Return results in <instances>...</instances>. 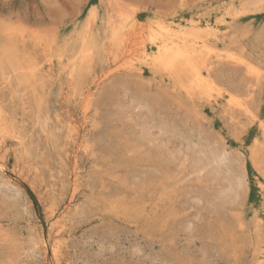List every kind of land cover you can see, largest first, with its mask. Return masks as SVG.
I'll list each match as a JSON object with an SVG mask.
<instances>
[{
    "label": "rangeland",
    "instance_id": "rangeland-1",
    "mask_svg": "<svg viewBox=\"0 0 264 264\" xmlns=\"http://www.w3.org/2000/svg\"><path fill=\"white\" fill-rule=\"evenodd\" d=\"M0 164V264H264V0H0Z\"/></svg>",
    "mask_w": 264,
    "mask_h": 264
},
{
    "label": "bare ground",
    "instance_id": "bare-ground-1",
    "mask_svg": "<svg viewBox=\"0 0 264 264\" xmlns=\"http://www.w3.org/2000/svg\"><path fill=\"white\" fill-rule=\"evenodd\" d=\"M161 20V19H160ZM134 21V20H133ZM135 23V22H134ZM135 26V25H134ZM132 27L131 29H129V31L128 32H126V35L128 36V37H130V38H132L133 37V35H135L134 33H135V27ZM159 26H161V25H159ZM162 26H164V25H162ZM162 26H161V28H162ZM142 27V26H141ZM166 27V26H165ZM168 25H167V29H168ZM181 27V26H180ZM143 28V27H142ZM146 28V27H145ZM161 28H159L158 27V29H160L161 30ZM158 29H156V32L158 31ZM167 29H165V28H162V30L164 31H160V36H157L156 37V34H159V31H158V33H154L155 35V40L153 39V44H155L156 45V50L154 51V53L152 54V57H151V63H150V67H151V71L153 70H156L160 65H161V63H164V62H166V64H167V66H169V67H172V66H174L175 67V64L176 63H182L183 65H186V66H192L191 64H192V62H193V60L194 59H196V58H202V53L204 54V51L205 50H203V52H202V48L204 49H206V48H208L207 47V45L204 43L203 45L204 46H206V47H201V45H200V47H201V49H200V52H198V50H199V47H198V50L196 49V46H194V45H192L191 43L190 44H188L189 42H187V44H186V38L184 37V36H182V35H179L178 33H177V31H176V33L178 34H174L173 32H175V31H172L171 30V27H170V30L172 31V32H170L169 30H167ZM137 30V29H136ZM114 31V30H113ZM119 33V32H118ZM117 33V34H118ZM125 33V32H124ZM124 33H123V36H124ZM179 33H181L180 32V30H179ZM182 33H184V32H182ZM181 33V34H182ZM112 34V33H111ZM139 34V33H138ZM191 34H192V32H191ZM114 35H115V33H114ZM121 35V34H120ZM184 35V34H183ZM189 35V34H188ZM187 35V36H188ZM81 36V35H80ZM118 36V35H117ZM149 36V35H148ZM173 36H175V37H177V39L176 38H174ZM179 36V37H178ZM193 36H194V33H193ZM193 36H191V39H192V37ZM190 37V36H189ZM195 37V36H194ZM193 37V38H194ZM123 39V38H122ZM187 39H190V38H187ZM196 39V38H195ZM197 40H199V37H198V39ZM189 41V40H188ZM194 41V40H193ZM193 41H190V42H193ZM202 41V40H201ZM200 41V42H201ZM112 42H114V41H112ZM195 42V41H194ZM196 42H198V41H196ZM119 43V42H118ZM126 43V42H125ZM144 43V42H143ZM196 44V43H195ZM199 44V43H198ZM116 45V44H115ZM188 45H190V46H188ZM192 45V46H191ZM118 46V45H117ZM91 47V46H90ZM88 48V47H87ZM117 48V47H116ZM136 50H138V49H136ZM142 52H144V51H142ZM207 52H209L210 53V51H208L207 50ZM125 53V52H124ZM196 53H199V54H196ZM73 55V54H72ZM84 56V55H83ZM146 56V55H145ZM125 58V57H124ZM123 58V59H124ZM118 59V58H117ZM235 59V58H234ZM83 60V59H82ZM87 60V59H86ZM199 60V59H198ZM235 60H237V59H235ZM235 60H233V61H235ZM237 61H239V60H237ZM238 63V62H237ZM122 64H124V63H122ZM239 64V63H238ZM162 66V65H161ZM164 66V65H163ZM162 66V67H163ZM181 66V65H180ZM246 66V65H245ZM184 66H182V68H183ZM177 68H178V66H177ZM185 68V67H184ZM189 68V67H188ZM166 69V68H165ZM181 69V68H180ZM73 70V69H72ZM169 70V69H168ZM183 70H185V69H183ZM190 70V69H189ZM80 71V70H79ZM152 71V72H153ZM193 71V74H192V81L194 82V85H195V83H196V85H197V83L199 84V83H202V81H203V78H202V76H201V72H199L198 70H196V69H193L192 70ZM168 72V71H167ZM180 72V71H179ZM187 72V71H186ZM154 73V72H153ZM172 73V72H171ZM254 73H255V71H254ZM258 72H256V74H257ZM155 74V73H154ZM169 74V73H168ZM172 74H174V72L172 73ZM183 74V73H182ZM206 76V75H205ZM176 77V76H175ZM176 78H178V77H176ZM207 80H208V77H207ZM188 81V80H187ZM211 82V81H210ZM188 84V83H187ZM207 84V83H206ZM209 84H211V83H209ZM198 86V85H197ZM207 86V85H206ZM212 86V85H211ZM193 87V86H192ZM208 87V86H207ZM195 87H193V89H194ZM198 88V87H197ZM201 88V85L199 86V89ZM205 88V87H204ZM223 88V87H222ZM203 88H201L200 90H202ZM196 90V89H195ZM205 91V90H204ZM191 93H192V91H190ZM197 92H198V90H197ZM216 92V91H215ZM195 93H196V91H195ZM200 93H202V92H200ZM206 93H207V91H206ZM205 93V94H206ZM216 93H218V91L216 92ZM224 93V92H223ZM141 94V93H140ZM221 94V93H220ZM215 95V94H214ZM222 95V94H221ZM216 96V95H215ZM217 96H219V95H217ZM230 96V95H229ZM210 97V96H209ZM212 97H213V95H212ZM222 97V96H221ZM247 97V96H246ZM207 98V97H206ZM217 98V97H216ZM220 99V98H219ZM225 99V98H224ZM241 99V98H240ZM209 100V99H208ZM234 101V100H233ZM239 101V100H238ZM244 101V100H243ZM236 102V101H235ZM237 103V102H236ZM228 104V103H227ZM226 104V105H227ZM230 104V103H229ZM232 104V103H231ZM235 105V104H234ZM229 106V105H228ZM230 107V106H229ZM233 107V106H232ZM236 107H237V105H236ZM235 108V107H234ZM40 110V109H39ZM163 117V116H162ZM163 126V125H162ZM176 128V127H175ZM261 148V147H260ZM220 158H223V156H221ZM217 160V159H216ZM219 161V160H218ZM220 162H222V160L220 159ZM1 165V164H0ZM1 168H0V171H1V169L3 168L2 166H0ZM220 168V167H219ZM0 176H1V173H0ZM3 177V176H2ZM1 177V178H2ZM7 179V178H6ZM6 179L4 178V181H6ZM229 179H230V177H229ZM238 181V180H237ZM7 182H8V180H7ZM232 182V181H231ZM3 184V183H2ZM11 184V183H10ZM240 186V185H239ZM230 189V188H229ZM43 242V241H42ZM41 243V242H40ZM58 250V249H57ZM59 251V250H58ZM57 254V253H56ZM54 256V255H53ZM56 260V259H55Z\"/></svg>",
    "mask_w": 264,
    "mask_h": 264
},
{
    "label": "trees",
    "instance_id": "trees-1",
    "mask_svg": "<svg viewBox=\"0 0 264 264\" xmlns=\"http://www.w3.org/2000/svg\"><path fill=\"white\" fill-rule=\"evenodd\" d=\"M27 190H28V193H29V195L31 196V198H32V200H33V202H34V204L37 205V201H36L34 195L30 192L29 189H27Z\"/></svg>",
    "mask_w": 264,
    "mask_h": 264
}]
</instances>
